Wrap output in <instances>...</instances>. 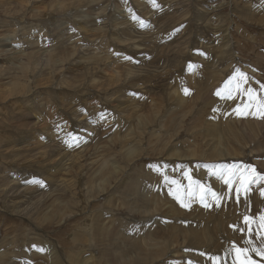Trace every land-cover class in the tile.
Instances as JSON below:
<instances>
[{
	"label": "rangeland",
	"instance_id": "1",
	"mask_svg": "<svg viewBox=\"0 0 264 264\" xmlns=\"http://www.w3.org/2000/svg\"><path fill=\"white\" fill-rule=\"evenodd\" d=\"M262 102L264 0H0V264H264Z\"/></svg>",
	"mask_w": 264,
	"mask_h": 264
},
{
	"label": "snow or ice",
	"instance_id": "2",
	"mask_svg": "<svg viewBox=\"0 0 264 264\" xmlns=\"http://www.w3.org/2000/svg\"><path fill=\"white\" fill-rule=\"evenodd\" d=\"M249 92H251V90H248ZM219 95V93H217ZM231 95V93H229V96ZM261 108L264 109V102L261 103ZM212 168H224L226 166L223 165H213L211 166ZM250 167V166H249ZM260 179H264V177H259ZM198 183V182H197ZM225 183H229V181H225ZM250 183H255V180L250 181ZM262 195H264V191H262ZM237 200H239V195H237ZM250 219V217H248L247 215L244 217L245 222H247ZM254 219V218H253ZM249 234L251 235V227L249 228ZM253 251H256L258 255H260L261 257H264V248L262 249H252ZM249 249L244 248V249H239L238 250V257L241 253H248ZM203 255V253H202ZM227 255V253L225 254ZM210 259L213 261V264H215V261L217 260H222L223 258L220 257H210ZM235 264V262H234ZM240 264H255L254 261H250L249 259H243L240 260Z\"/></svg>",
	"mask_w": 264,
	"mask_h": 264
},
{
	"label": "bare ground",
	"instance_id": "3",
	"mask_svg": "<svg viewBox=\"0 0 264 264\" xmlns=\"http://www.w3.org/2000/svg\"><path fill=\"white\" fill-rule=\"evenodd\" d=\"M245 13V12H244ZM131 35V34H130ZM133 38V37H132ZM136 38V37H135ZM130 39V38H129ZM122 41H124V40H122ZM124 43V42H123ZM113 80V79H112ZM116 80V79H115ZM114 81V80H113ZM116 83V82H115ZM15 84V83H14ZM15 86V85H14ZM135 86V85H134ZM15 88V87H14ZM86 101V100H85ZM54 103V102H53ZM65 105V104H64ZM77 112V111H76ZM61 151V150H60ZM62 154V153H61ZM74 154V153H73ZM60 156V154H57V156ZM62 155H67V153L66 154H62ZM79 155V154H78ZM78 155L77 154H75V155H67V159H65L64 160V157L63 158H61L62 160L61 161H59V166H63L64 165V163H63V160L65 161V163H66V168L64 169V168H62V170L61 171H63V170H65V171H63V173L64 172H66L67 173V170H68V168H70L71 167V164L69 165V163H74V164H77V160H78ZM107 163H105V161H104V163H102L101 165H100V169L101 170H104L106 167H108L107 165H106ZM58 166V167H59ZM102 167V168H101ZM57 173H58V171H56Z\"/></svg>",
	"mask_w": 264,
	"mask_h": 264
}]
</instances>
